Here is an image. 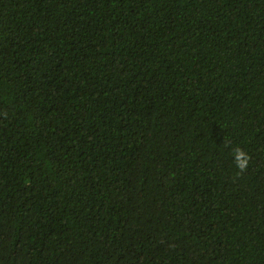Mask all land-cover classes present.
<instances>
[{
  "label": "trees",
  "instance_id": "trees-1",
  "mask_svg": "<svg viewBox=\"0 0 264 264\" xmlns=\"http://www.w3.org/2000/svg\"><path fill=\"white\" fill-rule=\"evenodd\" d=\"M0 264H264V0H0Z\"/></svg>",
  "mask_w": 264,
  "mask_h": 264
},
{
  "label": "clouds",
  "instance_id": "clouds-1",
  "mask_svg": "<svg viewBox=\"0 0 264 264\" xmlns=\"http://www.w3.org/2000/svg\"><path fill=\"white\" fill-rule=\"evenodd\" d=\"M233 155H234V163L236 167L240 171L245 170L248 167V163L250 159L248 153L245 152L243 149L237 147V148H234Z\"/></svg>",
  "mask_w": 264,
  "mask_h": 264
}]
</instances>
